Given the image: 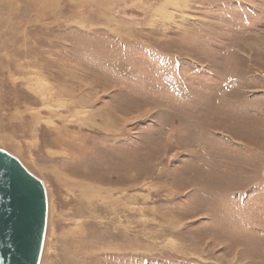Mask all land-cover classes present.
I'll list each match as a JSON object with an SVG mask.
<instances>
[{
    "label": "rangeland",
    "instance_id": "rangeland-1",
    "mask_svg": "<svg viewBox=\"0 0 264 264\" xmlns=\"http://www.w3.org/2000/svg\"><path fill=\"white\" fill-rule=\"evenodd\" d=\"M0 149L41 264H264V0H0Z\"/></svg>",
    "mask_w": 264,
    "mask_h": 264
},
{
    "label": "water",
    "instance_id": "water-1",
    "mask_svg": "<svg viewBox=\"0 0 264 264\" xmlns=\"http://www.w3.org/2000/svg\"><path fill=\"white\" fill-rule=\"evenodd\" d=\"M43 180L0 149V264H40L48 227Z\"/></svg>",
    "mask_w": 264,
    "mask_h": 264
},
{
    "label": "bare ground",
    "instance_id": "bare-ground-1",
    "mask_svg": "<svg viewBox=\"0 0 264 264\" xmlns=\"http://www.w3.org/2000/svg\"><path fill=\"white\" fill-rule=\"evenodd\" d=\"M44 77V76H43ZM36 86V85H35ZM66 91V90H65ZM72 96V95H71ZM74 96V95H73ZM81 101V100H80ZM70 102V101H69ZM83 104V103H82ZM68 107V106H67ZM104 117L106 116V115H103ZM108 116V115H107ZM108 118V117H107ZM56 174V173H55ZM57 175V174H56ZM62 178V177H61ZM59 179V178H58ZM46 240V239H45ZM45 246V245H44ZM43 252H44V250H43ZM42 256H43V254H42ZM41 261H42V259H41ZM41 264V263H40Z\"/></svg>",
    "mask_w": 264,
    "mask_h": 264
}]
</instances>
